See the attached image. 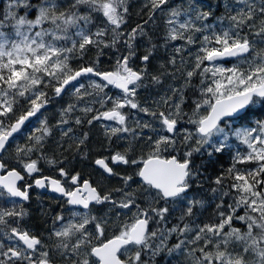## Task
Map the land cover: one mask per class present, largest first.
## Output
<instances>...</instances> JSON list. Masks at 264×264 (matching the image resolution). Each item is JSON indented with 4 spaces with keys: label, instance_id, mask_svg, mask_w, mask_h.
Instances as JSON below:
<instances>
[{
    "label": "snow or ice",
    "instance_id": "snow-or-ice-1",
    "mask_svg": "<svg viewBox=\"0 0 264 264\" xmlns=\"http://www.w3.org/2000/svg\"><path fill=\"white\" fill-rule=\"evenodd\" d=\"M220 7L146 0L141 11L149 19L166 12L155 38L141 24L124 30L129 0H7L0 7V187L6 190L0 195L28 201L34 187H50L66 198L68 212L52 217L47 235H37L21 225L27 209L0 207V264H158L177 252L186 264H264V118L253 121V106L264 107V0H223L217 14ZM145 37L148 47L138 55V38ZM160 47L172 51L154 74L149 64ZM108 52L114 63L105 70L101 57ZM229 60L235 62L226 66ZM165 76L183 83L141 103L138 92ZM110 86L119 93L110 94ZM67 94L75 103L60 111L56 127L72 140L68 149L85 159L89 133L76 136L70 123L117 122L102 123L99 148L107 154L93 161L102 170L98 181L46 153L47 118L16 145L14 160L5 157L26 122ZM77 111L82 115L73 117ZM233 136L244 150L215 177L212 212L200 218L209 201L190 196L206 182L194 155L230 151ZM42 162L60 179L44 175ZM120 165L135 170L122 173ZM105 176L121 183H104Z\"/></svg>",
    "mask_w": 264,
    "mask_h": 264
},
{
    "label": "trees",
    "instance_id": "trees-1",
    "mask_svg": "<svg viewBox=\"0 0 264 264\" xmlns=\"http://www.w3.org/2000/svg\"><path fill=\"white\" fill-rule=\"evenodd\" d=\"M223 0H204V3H213V4H221V7L218 9L217 14L223 11L222 7ZM146 3V0H130V9H129V17H128V23L124 27L125 31L130 30L131 28L135 27L137 24L143 25L145 31L147 32L148 36L156 37L157 35H162L164 30V20L165 18H158L159 12L156 14L154 19H149L148 11L147 9H144L141 11V8L143 4ZM180 0H173V4H179ZM3 5L0 4V7ZM161 15V13L159 14ZM163 16H166V12L163 14ZM143 19V20H142ZM151 21V22H150ZM151 23V27L145 28V26L148 23ZM146 37L145 38H138V55L142 54L145 50V48L148 47V44L146 43ZM155 43V39L153 40ZM160 43L162 44L163 41L161 40ZM171 48L164 49L163 47L158 48L157 52L154 55V58L151 60V63L149 64V71L153 72L154 74L157 73V70L160 67V64L165 62L167 57L171 54ZM91 55V54H89ZM235 61H229L226 62V66H231L232 63ZM114 63V57L112 55V52H108L106 56L101 57V67L105 70H110L112 67V64ZM142 64L139 60L135 62V67H141ZM168 71H172V69H168ZM82 83L87 84L88 81H86L84 78L81 79ZM148 83L147 81L145 82ZM183 83L182 78L179 79H172L170 77H163L162 78V84L161 85H152L150 84L147 89H141L138 92V97L141 101V103H144L145 100L152 101L159 99L160 95H163L164 92L168 89L169 85H172L174 87H180ZM194 84H198L199 80L198 78L193 79ZM119 92L112 87H110V94H118ZM170 94V93H169ZM51 95V93H49ZM186 97H193V92L191 89H187L185 91ZM70 103H75L74 97H72L70 94L63 95L62 97H56L51 101L50 106L48 109H46L43 112V115H45V118H47L49 126L52 127V135L48 137L47 144L51 145L49 148H45L46 153L51 155H56L59 159L67 158V160L70 159H84L87 161V158L90 159V163L92 162V158L98 156V154H101L99 143L103 140V129H102V123H108V122H101L99 124L94 123L92 126H89L87 123H84L82 125H76L74 122L70 123V126L73 128V131L76 136H79L83 132L89 133V148L91 151L89 152L88 157L85 159L83 156L77 154L74 150L68 149V145L72 143V140L69 138H62L61 131L58 127H56V124L58 120L60 119V111L66 107ZM83 107V104L80 105ZM191 107V99L188 100L187 105L185 106V111H189ZM254 109L258 110V113L256 116L253 117V121L256 119L264 118V116H261L260 113H264V107L261 105L253 106ZM133 113H135V110H131ZM41 115V116H43ZM82 115L79 111L73 113V117ZM137 116L144 120H149L150 118L146 116L143 113H136ZM40 116V117H41ZM40 117L32 122L31 125L26 127L24 129V132L22 134H19L15 141L10 144L8 153L5 154V157L7 159L14 160V151L17 144L23 145L26 143L27 135L35 131L36 128L40 127ZM90 118V117H89ZM71 119V118H70ZM117 122H109L108 124L116 125ZM231 123L229 122V125ZM233 126V125H232ZM235 127H240V122H236L234 125ZM182 127L189 128L190 130L194 131V125H190L188 123H183ZM146 134H150L148 130H145ZM95 136V137H94ZM99 137V138H96ZM236 145H240L239 142H237L236 139L233 140ZM95 143L96 147L94 146V150L92 147H90V143ZM58 143L63 144V148L58 147ZM242 149L241 147H239ZM97 149V150H95ZM146 151V150H145ZM181 152L184 151L183 149L180 150ZM236 149L231 148L230 151H225L224 153L215 154L213 157L209 158L206 154H196L194 155V160L197 165H202L201 171L203 172V176L201 179L206 180V182L203 184L202 187L196 188L193 187L192 195L193 194H202L203 198L207 200L209 196L213 198V193L210 191L211 188L216 187V185L213 183L215 177L219 175L223 170L227 169L231 163L232 159L231 157L235 154ZM107 154V153H106ZM180 155V154H179ZM139 157V153H137V158ZM32 158H35V155H33ZM72 160H70L71 162ZM83 162V161H82ZM84 163V162H83ZM87 163V162H86ZM89 162L86 165L90 164ZM42 166L45 164L42 162ZM10 166H15L10 165ZM135 167V166H134ZM137 178L139 181L138 177ZM0 193H5L2 189H0ZM3 205L4 207H10L11 202L9 196L0 195V206ZM213 205L211 204V208ZM209 207H206V209ZM203 213V216L200 217V213H198V217L200 218H206L210 212L207 210H201ZM174 242V241H173ZM158 264H186V259L184 255L181 253H173L172 255H166V258L164 261L160 262L161 258H157Z\"/></svg>",
    "mask_w": 264,
    "mask_h": 264
},
{
    "label": "flooded vegetation",
    "instance_id": "flooded-vegetation-1",
    "mask_svg": "<svg viewBox=\"0 0 264 264\" xmlns=\"http://www.w3.org/2000/svg\"><path fill=\"white\" fill-rule=\"evenodd\" d=\"M0 4L4 5V0H0ZM172 154L177 155L178 159L180 158L179 153H172ZM165 155H167V153H165ZM70 160L72 161L69 164H67V167L75 169L76 171H80L85 178H89L94 182L101 179L102 170H100L97 166H94L93 164L94 159H91L92 160L91 163L89 161L90 159L88 158L87 161L84 159L78 160V162H76L75 159H70ZM86 162L87 163L89 162L90 164L86 165L87 164ZM61 166H65V165H61ZM41 167L44 170V175H48V176H52L53 178L60 179L55 169L51 168L46 164L44 166L41 165ZM116 170L122 173L132 174L135 170V167L131 168L128 166L120 165L116 168ZM27 179L28 178L26 177V180ZM134 180L136 181V183H132V188H136L137 183L139 182L137 178H134ZM103 182L112 186H119V184L121 183L119 178H108L106 176L104 177ZM191 194L192 193H190V196ZM29 195H30V199L28 201H24L23 199H17L9 196L11 206L7 208H11L13 207V205H18L27 209L30 215L25 217L24 220L21 221V225L23 227L30 228L37 235H41V234L47 235V231L51 227L52 217H54L56 214L63 211L64 215L68 216V212L65 211V204H64L66 198H63L61 194L52 191L50 187L46 189H39L34 187L33 189L30 190ZM0 207H4V206L1 205ZM74 210H81V209L77 207ZM43 212H46L47 215H42ZM108 234L110 235L111 232H109Z\"/></svg>",
    "mask_w": 264,
    "mask_h": 264
},
{
    "label": "rangeland",
    "instance_id": "rangeland-1",
    "mask_svg": "<svg viewBox=\"0 0 264 264\" xmlns=\"http://www.w3.org/2000/svg\"><path fill=\"white\" fill-rule=\"evenodd\" d=\"M130 1V0H129ZM6 2H7V0H6ZM160 14V13H159ZM166 16H163V14H161V15H158V18H165ZM152 26L150 23H148L147 24V26ZM92 79H96L95 77H91ZM85 80L86 81H88L86 78H85ZM43 119H45V115H43V116H41L40 117V119H39V121H41V120H43ZM230 126H232V124H230ZM95 137V136H94ZM96 138H99V137H96ZM234 136L233 137H231V139H230V145H231V148L232 147H234V146H236V144H235V142L233 141L234 140ZM236 139V138H235ZM237 140V139H236ZM103 141V140H102ZM237 142H239V140H237ZM240 143V142H239ZM51 145H49V144H45V148L47 149V148H49ZM94 146L96 147V145H95V143H90V147H92V149L94 150ZM99 146V145H98ZM238 147H241L242 149H241V151H243L244 150V147L245 146H243L241 143H240V146H236L235 147V149H239L240 150V148H238ZM95 150H97V149H95ZM102 154H104V153H101V154H98V155H102ZM98 156H96V157H93L92 159H95V158H97ZM78 160H83L82 158L81 159H76L75 158V161L76 162H78ZM134 167V166H133ZM133 167H131V168H133ZM212 200H213V198L211 197V196H209L208 198H207V201H209V205L207 206V207H209V208H211V202H212ZM209 208H207L206 210L209 212V211H211V209H209ZM202 212V211H201ZM166 255L167 254H164L163 255V258L160 260V262H162V261H164V259L166 258Z\"/></svg>",
    "mask_w": 264,
    "mask_h": 264
},
{
    "label": "water",
    "instance_id": "water-1",
    "mask_svg": "<svg viewBox=\"0 0 264 264\" xmlns=\"http://www.w3.org/2000/svg\"><path fill=\"white\" fill-rule=\"evenodd\" d=\"M117 90H118V89H117ZM119 91H120V90H119ZM49 104H50V103H49ZM49 104L46 106V108L49 106ZM46 108H44V109H46ZM44 109H42L41 112H43ZM39 114H40V113L37 114V117H38ZM37 117H33V118L30 119V122H26L25 127H26L28 124H30V123H31L34 119H36ZM25 127H24V128H25ZM16 136H17V135H16ZM97 167H98V166H97ZM0 174H3V173H0ZM1 188H2V187H1ZM2 189H3V188H2ZM4 190H5V189H4ZM5 191H6V190H5ZM14 198L22 199V198H19V197H14Z\"/></svg>",
    "mask_w": 264,
    "mask_h": 264
},
{
    "label": "bare ground",
    "instance_id": "bare-ground-1",
    "mask_svg": "<svg viewBox=\"0 0 264 264\" xmlns=\"http://www.w3.org/2000/svg\"><path fill=\"white\" fill-rule=\"evenodd\" d=\"M210 1H211V0H210ZM158 15H159V14H158ZM142 20H143V19H142ZM150 22H151V21H150ZM150 22H149V23H150ZM150 24H151V23H150ZM149 27H151V26H150V25H149V26H147V25L145 26V28H149ZM211 210H212V209H211ZM209 212H210V211H209Z\"/></svg>",
    "mask_w": 264,
    "mask_h": 264
}]
</instances>
